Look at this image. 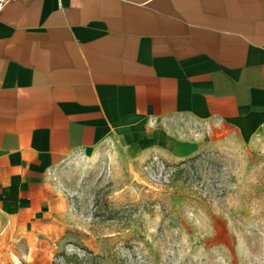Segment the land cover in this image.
Wrapping results in <instances>:
<instances>
[{
	"label": "crops",
	"instance_id": "0c3cea01",
	"mask_svg": "<svg viewBox=\"0 0 264 264\" xmlns=\"http://www.w3.org/2000/svg\"><path fill=\"white\" fill-rule=\"evenodd\" d=\"M106 141L172 158L264 148V0L8 1L0 226L45 221L50 169ZM229 233L205 239L206 258L211 245L228 253Z\"/></svg>",
	"mask_w": 264,
	"mask_h": 264
},
{
	"label": "rangeland",
	"instance_id": "374dc122",
	"mask_svg": "<svg viewBox=\"0 0 264 264\" xmlns=\"http://www.w3.org/2000/svg\"><path fill=\"white\" fill-rule=\"evenodd\" d=\"M49 182L55 210L28 230L0 226V264H264V148L172 158L106 141L53 166ZM223 229L228 253L211 245L206 258Z\"/></svg>",
	"mask_w": 264,
	"mask_h": 264
},
{
	"label": "built area",
	"instance_id": "2783aa9c",
	"mask_svg": "<svg viewBox=\"0 0 264 264\" xmlns=\"http://www.w3.org/2000/svg\"><path fill=\"white\" fill-rule=\"evenodd\" d=\"M10 0H0V10L3 8V6Z\"/></svg>",
	"mask_w": 264,
	"mask_h": 264
}]
</instances>
